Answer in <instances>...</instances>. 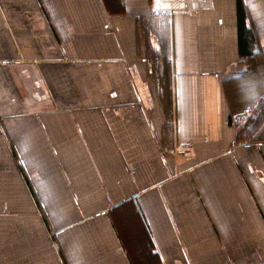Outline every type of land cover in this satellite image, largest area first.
<instances>
[{"label": "crops", "instance_id": "obj_1", "mask_svg": "<svg viewBox=\"0 0 264 264\" xmlns=\"http://www.w3.org/2000/svg\"><path fill=\"white\" fill-rule=\"evenodd\" d=\"M263 94L264 0H0V264H264Z\"/></svg>", "mask_w": 264, "mask_h": 264}, {"label": "trees", "instance_id": "obj_2", "mask_svg": "<svg viewBox=\"0 0 264 264\" xmlns=\"http://www.w3.org/2000/svg\"><path fill=\"white\" fill-rule=\"evenodd\" d=\"M264 115V94L262 95V98L260 99L259 108L257 110V118L256 120L260 121Z\"/></svg>", "mask_w": 264, "mask_h": 264}, {"label": "built area", "instance_id": "obj_3", "mask_svg": "<svg viewBox=\"0 0 264 264\" xmlns=\"http://www.w3.org/2000/svg\"><path fill=\"white\" fill-rule=\"evenodd\" d=\"M190 145L191 144L189 142L184 143L183 146L176 149V153L178 154L184 153L185 149L190 147Z\"/></svg>", "mask_w": 264, "mask_h": 264}, {"label": "snow or ice", "instance_id": "obj_4", "mask_svg": "<svg viewBox=\"0 0 264 264\" xmlns=\"http://www.w3.org/2000/svg\"><path fill=\"white\" fill-rule=\"evenodd\" d=\"M157 7H159V3L157 4Z\"/></svg>", "mask_w": 264, "mask_h": 264}]
</instances>
